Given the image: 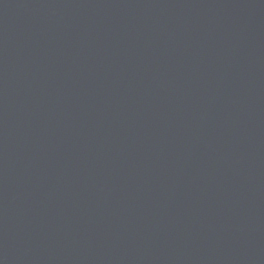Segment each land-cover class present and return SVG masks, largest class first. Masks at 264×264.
Listing matches in <instances>:
<instances>
[{
    "label": "water",
    "instance_id": "1",
    "mask_svg": "<svg viewBox=\"0 0 264 264\" xmlns=\"http://www.w3.org/2000/svg\"><path fill=\"white\" fill-rule=\"evenodd\" d=\"M0 264H264V0H0Z\"/></svg>",
    "mask_w": 264,
    "mask_h": 264
}]
</instances>
